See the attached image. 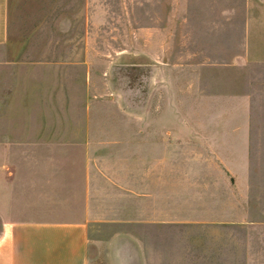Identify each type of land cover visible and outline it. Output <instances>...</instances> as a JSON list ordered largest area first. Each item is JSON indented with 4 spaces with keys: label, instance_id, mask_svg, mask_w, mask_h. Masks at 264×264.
I'll use <instances>...</instances> for the list:
<instances>
[{
    "label": "rangeland",
    "instance_id": "374dc122",
    "mask_svg": "<svg viewBox=\"0 0 264 264\" xmlns=\"http://www.w3.org/2000/svg\"><path fill=\"white\" fill-rule=\"evenodd\" d=\"M188 1L25 3L0 56V147L102 145L106 165L151 171L169 252L264 264V0H225L224 18Z\"/></svg>",
    "mask_w": 264,
    "mask_h": 264
},
{
    "label": "crops",
    "instance_id": "0c3cea01",
    "mask_svg": "<svg viewBox=\"0 0 264 264\" xmlns=\"http://www.w3.org/2000/svg\"><path fill=\"white\" fill-rule=\"evenodd\" d=\"M30 1L0 0V56L16 39L19 18L29 17ZM10 151L21 155L9 160ZM0 153V264H213L169 252L167 198L152 192L146 167L137 177L134 163L106 165L104 147L93 144Z\"/></svg>",
    "mask_w": 264,
    "mask_h": 264
}]
</instances>
